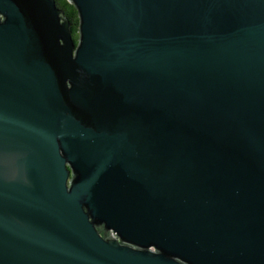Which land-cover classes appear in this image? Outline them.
I'll return each instance as SVG.
<instances>
[{"label":"water","instance_id":"obj_1","mask_svg":"<svg viewBox=\"0 0 264 264\" xmlns=\"http://www.w3.org/2000/svg\"><path fill=\"white\" fill-rule=\"evenodd\" d=\"M67 1L0 0V264H264V0Z\"/></svg>","mask_w":264,"mask_h":264},{"label":"trees","instance_id":"obj_2","mask_svg":"<svg viewBox=\"0 0 264 264\" xmlns=\"http://www.w3.org/2000/svg\"><path fill=\"white\" fill-rule=\"evenodd\" d=\"M55 3L58 7L62 9L63 13L68 17L72 28V36L75 39L77 17L74 6L67 0H55Z\"/></svg>","mask_w":264,"mask_h":264},{"label":"flooded vegetation","instance_id":"obj_3","mask_svg":"<svg viewBox=\"0 0 264 264\" xmlns=\"http://www.w3.org/2000/svg\"><path fill=\"white\" fill-rule=\"evenodd\" d=\"M108 231L110 232L111 235H113L111 230H108Z\"/></svg>","mask_w":264,"mask_h":264}]
</instances>
